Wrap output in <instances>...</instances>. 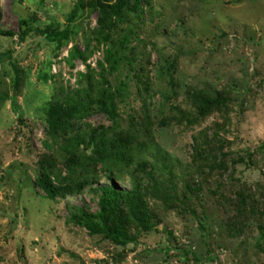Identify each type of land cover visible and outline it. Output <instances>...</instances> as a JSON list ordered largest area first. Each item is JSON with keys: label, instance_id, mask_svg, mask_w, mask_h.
<instances>
[{"label": "rangeland", "instance_id": "374dc122", "mask_svg": "<svg viewBox=\"0 0 264 264\" xmlns=\"http://www.w3.org/2000/svg\"><path fill=\"white\" fill-rule=\"evenodd\" d=\"M90 2L0 0V29L15 34L0 37V264H264V0H143L120 18ZM21 21L71 34L61 47L20 40ZM200 93L226 103L200 117ZM53 101L81 111L55 137ZM92 132L130 162L75 169ZM42 169L55 186L88 185L50 199ZM135 182L148 220L122 209L133 243L72 221L100 212L99 187Z\"/></svg>", "mask_w": 264, "mask_h": 264}, {"label": "trees", "instance_id": "16d2710c", "mask_svg": "<svg viewBox=\"0 0 264 264\" xmlns=\"http://www.w3.org/2000/svg\"><path fill=\"white\" fill-rule=\"evenodd\" d=\"M142 2L143 0H116L113 4H110L108 0H91L90 3L93 9H97L104 18L107 16L120 18L124 9L129 8L136 12ZM77 7L78 6L75 7L69 17V22L73 20ZM99 22L102 23V20H99ZM31 34H37L49 42L56 43L57 47H61L63 43L69 39L71 31L69 28L63 31L40 30L32 27L25 21L19 22L20 40H25ZM14 36L15 34L13 32L0 29V37L13 38ZM100 97L101 98L96 101L98 110L113 120L115 117V103L111 90L102 87ZM192 97L194 108L200 117L207 116L211 111L217 109L219 106H224L226 103L222 96L211 97L200 93ZM79 109L78 105L70 106L62 101L51 102L47 111V133L55 137L61 131H65L69 121L76 113H79ZM83 143L84 140L81 142L77 141L76 144L80 147ZM86 145L88 146L87 149L91 150L92 154L90 157L84 155V157L80 159V157L76 155V159H74L75 153L71 155L74 159L75 169H79L80 171L86 172V167L88 166L86 162L92 163L93 161L97 163L100 162L102 165H107L108 162L117 164L121 161L130 162L132 159V156L126 152L127 148L123 147L121 143L109 144L102 137L98 138L96 132L91 133ZM210 145L211 144L205 140L204 146L207 148V151L201 152L198 154V157L202 158V154L210 157L212 154L211 151H209V149H211ZM210 158L207 159L206 157V160H210ZM108 179L111 183L113 182L112 176H109ZM60 183L58 186L51 183L49 175L42 169L38 185L50 199H54L56 196H66L74 189L76 191H81L84 186L88 185V180L83 184L75 180L73 188H71L69 184L63 185ZM98 192L100 193V212L98 214H89L84 209H77V212L71 216L72 221L84 227L91 235H101L115 245L126 246L133 243L134 239L126 230L125 220L127 216H123L124 213L122 209L125 207L132 216L137 219H139V217H146L148 220V214L143 211L139 201L141 195L137 183L128 191L101 186L98 188ZM145 228L149 229L150 227L146 225Z\"/></svg>", "mask_w": 264, "mask_h": 264}]
</instances>
